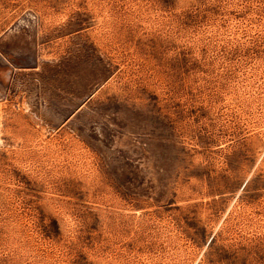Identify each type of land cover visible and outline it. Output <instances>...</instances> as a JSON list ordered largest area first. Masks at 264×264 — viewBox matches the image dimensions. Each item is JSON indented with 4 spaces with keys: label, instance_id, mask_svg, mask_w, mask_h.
Here are the masks:
<instances>
[{
    "label": "rangeland",
    "instance_id": "rangeland-1",
    "mask_svg": "<svg viewBox=\"0 0 264 264\" xmlns=\"http://www.w3.org/2000/svg\"><path fill=\"white\" fill-rule=\"evenodd\" d=\"M0 264H264V0H0Z\"/></svg>",
    "mask_w": 264,
    "mask_h": 264
},
{
    "label": "bare ground",
    "instance_id": "bare-ground-1",
    "mask_svg": "<svg viewBox=\"0 0 264 264\" xmlns=\"http://www.w3.org/2000/svg\"><path fill=\"white\" fill-rule=\"evenodd\" d=\"M2 121H1V118H0V142H3L2 141Z\"/></svg>",
    "mask_w": 264,
    "mask_h": 264
}]
</instances>
